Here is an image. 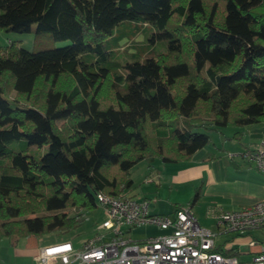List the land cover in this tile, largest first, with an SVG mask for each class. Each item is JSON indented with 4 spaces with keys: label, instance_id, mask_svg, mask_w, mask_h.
I'll list each match as a JSON object with an SVG mask.
<instances>
[{
    "label": "trees",
    "instance_id": "16d2710c",
    "mask_svg": "<svg viewBox=\"0 0 264 264\" xmlns=\"http://www.w3.org/2000/svg\"><path fill=\"white\" fill-rule=\"evenodd\" d=\"M33 24L69 42L0 45V239L69 233L96 193L128 194L139 161L264 122V0H0V30ZM143 24L164 49L117 60Z\"/></svg>",
    "mask_w": 264,
    "mask_h": 264
},
{
    "label": "built area",
    "instance_id": "2783aa9c",
    "mask_svg": "<svg viewBox=\"0 0 264 264\" xmlns=\"http://www.w3.org/2000/svg\"><path fill=\"white\" fill-rule=\"evenodd\" d=\"M238 155L264 174V134ZM104 219L100 234L86 238L75 247L63 240L39 247L33 264H237L235 255L214 250L215 232L202 226L190 204L178 205L171 214H151L146 200L132 196L96 193ZM222 230L243 232L261 229L264 233V199L236 209L219 206L209 209ZM155 224L163 232L142 239L127 237V229ZM250 264H264V237L251 238ZM2 264V263H0Z\"/></svg>",
    "mask_w": 264,
    "mask_h": 264
},
{
    "label": "crops",
    "instance_id": "0c3cea01",
    "mask_svg": "<svg viewBox=\"0 0 264 264\" xmlns=\"http://www.w3.org/2000/svg\"><path fill=\"white\" fill-rule=\"evenodd\" d=\"M236 131H241L242 133L239 134L238 132V135L233 136L234 131L222 135L225 138L236 139L235 143L232 142L227 148L216 144H212V147H209L207 143L197 149L188 160L165 162L160 158H154L150 162L146 160L139 161L131 168L132 185L127 193L137 200H146L148 212L151 214H171L175 206L191 203L193 197L191 193H194L199 188V197L191 204V208L197 221L202 226L215 232L214 247L221 250H233L237 260V255L240 253L250 255L247 262L250 263L253 251L249 248L248 241L251 238H263V231L261 229H250L243 232L222 230L216 220L208 213L209 209L216 206L232 210L264 199V174L238 155L244 147L254 144L264 134V122L240 127ZM244 137H246L245 142L243 141ZM134 177H146L148 183L153 182L156 188L162 187L165 183L176 185L170 187L175 189V191L180 185L186 186L188 197L184 199L174 197L171 189L166 199L167 208L164 212L149 210L151 206L158 204V198L156 195L149 196L146 194H143L140 198L137 197V185ZM199 218L201 220L208 219L210 224L203 225ZM144 226H152L155 230L158 229V227L150 224L134 226L127 229V237L142 239L132 238L130 230ZM159 230L160 233L163 232L161 228L158 229V232ZM228 232L233 234L230 238L227 236ZM155 233L152 234L155 235ZM38 239L40 237L35 236L22 237L16 240L1 238L0 263L33 264L34 256L39 247L42 246L35 244ZM20 258H23L22 262Z\"/></svg>",
    "mask_w": 264,
    "mask_h": 264
},
{
    "label": "rangeland",
    "instance_id": "374dc122",
    "mask_svg": "<svg viewBox=\"0 0 264 264\" xmlns=\"http://www.w3.org/2000/svg\"><path fill=\"white\" fill-rule=\"evenodd\" d=\"M32 29L27 32H17L12 30H0V45L7 44L10 40H19L21 46L24 48L31 50V51H38L42 49L47 48H55L60 47L63 45L68 44L69 41H63V40H54L52 39L51 35L49 33H43L41 35H37L34 33V27L33 24ZM143 28L140 30L138 29L134 33H130L129 35H122L121 37L117 38L115 41H117V45L114 47V57H116L117 60L120 61H133L138 56L142 58L141 56L148 55V54H154L157 51H162L164 49V46L162 44L163 40L160 38H157L153 35L155 32L154 29H148L147 25H142ZM165 45V42H164ZM143 54V55H142ZM122 72H124V69L121 68ZM222 130H206L201 129L203 131H207V133L210 135V141L208 142V146L212 147V144H216L217 146H223L224 148H227L228 145L232 144V142L235 143L236 139L231 138H225L224 134L232 133L240 127L237 126H224L221 127ZM243 141H246V137L243 138ZM145 163V162H144ZM140 165V164H139ZM137 193V197L145 195H152L157 196L158 198V204L151 206L149 210H155V211H161L164 212L167 208L166 199L167 196L172 188L176 185H170L169 183H165L162 185V187L156 188L155 184L153 182L147 181L146 177H134ZM148 184V185H146ZM187 187L180 185L176 189H172V195L174 197H178L180 199H184L188 197L187 193ZM193 192L191 193V196H193ZM153 198V197H152ZM104 219V211L103 208L99 205L95 209L86 210L84 214V220L82 223L73 231L69 233H62V232H52L47 233L42 236H40V239L36 240V245H46L50 243H56L62 240L70 239L72 243L77 247L80 246L81 243L88 238L89 236H92L93 234H100L99 229H97V225L99 222H101ZM200 222L204 225L210 224V221L208 219L201 220L199 218ZM151 225V224H150ZM156 227H158L155 224H152ZM158 229H160L158 227ZM158 229L152 228V226H144L140 228H134L130 230V236L132 238H145L149 236L148 234H159L160 230L158 232ZM154 235V234H152ZM233 234L229 233L227 234L228 238H230ZM19 239V238H18ZM41 247V246H40ZM239 263L238 264H250L247 263L249 260V256L244 253H240L237 255ZM21 262L23 258H20Z\"/></svg>",
    "mask_w": 264,
    "mask_h": 264
},
{
    "label": "bare ground",
    "instance_id": "6f19581e",
    "mask_svg": "<svg viewBox=\"0 0 264 264\" xmlns=\"http://www.w3.org/2000/svg\"><path fill=\"white\" fill-rule=\"evenodd\" d=\"M152 225V224H151ZM250 230V229H249ZM230 231V230H229Z\"/></svg>",
    "mask_w": 264,
    "mask_h": 264
}]
</instances>
